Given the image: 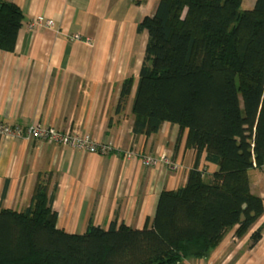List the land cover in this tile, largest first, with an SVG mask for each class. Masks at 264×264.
<instances>
[{
  "label": "trees",
  "instance_id": "16d2710c",
  "mask_svg": "<svg viewBox=\"0 0 264 264\" xmlns=\"http://www.w3.org/2000/svg\"><path fill=\"white\" fill-rule=\"evenodd\" d=\"M242 1L156 0L137 25L146 43L132 133L176 125L195 154L186 184L160 193L152 226L90 223L83 234H67L56 228L53 197L39 178L29 207L0 210V264H182L207 258L234 228L236 238L248 233L263 214L248 171L264 163V0L245 11ZM22 22L21 10L0 0V51H14ZM133 85L131 76L123 81L117 111ZM202 155L217 167L209 178L199 170Z\"/></svg>",
  "mask_w": 264,
  "mask_h": 264
},
{
  "label": "crops",
  "instance_id": "0c3cea01",
  "mask_svg": "<svg viewBox=\"0 0 264 264\" xmlns=\"http://www.w3.org/2000/svg\"><path fill=\"white\" fill-rule=\"evenodd\" d=\"M4 1L21 10L23 22L14 51H0V122L88 134L112 148L89 154L0 136V210L29 207L41 178L53 197L56 228L67 234H83L90 223L104 230L114 221L131 229L151 227L160 193L184 186L195 159L185 148L187 131L176 125L164 123L149 136L132 133L137 78L127 105L116 110L121 85L132 75L131 41L156 0ZM36 17L42 22L29 28ZM140 155L166 163L144 167ZM204 156L199 170L209 178L217 167ZM248 181L250 192L263 200L262 216L242 238L234 228L207 258L182 264H264V169H250ZM258 229L261 238L251 246Z\"/></svg>",
  "mask_w": 264,
  "mask_h": 264
},
{
  "label": "built area",
  "instance_id": "2783aa9c",
  "mask_svg": "<svg viewBox=\"0 0 264 264\" xmlns=\"http://www.w3.org/2000/svg\"><path fill=\"white\" fill-rule=\"evenodd\" d=\"M41 17H36L31 22L29 28H33L36 24L42 22ZM47 26H51V22H46ZM0 136L7 138H16V139H36L42 141H49L54 144L69 146L77 150L87 152L89 154H99L104 155L110 151L109 146H103L98 144L90 135L81 134L78 132H60L55 128L46 127L42 128L39 126H29L27 128H21L18 126H8L0 122ZM129 154H126V157ZM140 163L144 167H153L157 166L160 162L166 163L164 157L156 159L150 156L140 155ZM255 167V165H254ZM264 169V163L261 166Z\"/></svg>",
  "mask_w": 264,
  "mask_h": 264
},
{
  "label": "rangeland",
  "instance_id": "374dc122",
  "mask_svg": "<svg viewBox=\"0 0 264 264\" xmlns=\"http://www.w3.org/2000/svg\"><path fill=\"white\" fill-rule=\"evenodd\" d=\"M255 1L256 0H243L240 6V10L245 11V10L252 9L254 7ZM145 43H146V33L145 32L135 34L130 44V46H132L130 55H132L133 61L129 65L131 68L129 70L128 76L132 74L131 77L137 78V74H138V71L141 65L140 61L142 60L143 54H144ZM254 168H258V167L255 166Z\"/></svg>",
  "mask_w": 264,
  "mask_h": 264
}]
</instances>
